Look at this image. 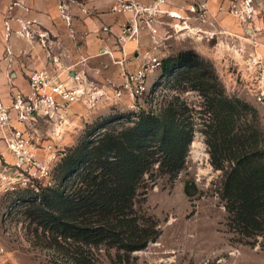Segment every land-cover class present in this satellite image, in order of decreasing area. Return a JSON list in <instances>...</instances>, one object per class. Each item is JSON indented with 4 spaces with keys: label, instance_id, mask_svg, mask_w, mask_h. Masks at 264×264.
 <instances>
[{
    "label": "rangeland",
    "instance_id": "1",
    "mask_svg": "<svg viewBox=\"0 0 264 264\" xmlns=\"http://www.w3.org/2000/svg\"><path fill=\"white\" fill-rule=\"evenodd\" d=\"M163 21L159 38H155L157 43L145 36L142 47L127 51L126 67L116 70L117 66L107 56L96 58V63L105 58L110 64L105 70H111L108 75L111 82L106 79H97V82H108L109 90L113 91L121 84L122 70H136L144 56L162 61L180 52L193 51L215 78L214 95L220 96H214L211 105L216 102L221 105L223 100L233 102V129L228 135L214 134L218 123L215 112L209 109L210 94L191 87L179 72L166 76L160 68L149 76L148 89L138 111L131 109L127 99L111 100L91 109L72 106L59 125L39 122L34 134L49 142L57 154L55 161L47 162L51 171L49 188L55 189H61L59 168L69 153L79 146L97 142L105 133H118L131 126L140 111L159 114L171 105L177 111L186 109L192 141L184 167L177 174L161 170L160 154L155 153L154 159L158 162L142 176L131 209L124 211L135 220L139 232L146 231L151 237L143 250L129 253L117 246L116 239L128 233L111 216L106 220L84 212L75 224H68L72 230L83 228L93 233L88 238L57 230L45 216L38 214L39 200H34L31 191L18 189L13 193L0 191V247L3 250L0 263L264 264V212L258 219V227L244 228L234 205L224 195L227 177L233 170L243 172L238 169L244 148L241 137L255 131V142L248 145L250 154L255 148L264 151V105L239 80V69H248L245 65L248 56L237 57L234 50L217 46L218 42H212L213 36L208 40L199 39L197 34L176 33L170 19ZM239 59L243 68L237 66ZM97 65L91 66L95 69ZM222 126L224 130L226 126ZM38 153L43 160L48 158L47 154ZM86 172L80 168L76 176L67 180L64 191L69 199L92 190L82 179ZM92 174L100 176L101 168H95ZM100 180L98 177L95 183ZM32 182L38 190L44 188L39 185L41 181Z\"/></svg>",
    "mask_w": 264,
    "mask_h": 264
},
{
    "label": "trees",
    "instance_id": "2",
    "mask_svg": "<svg viewBox=\"0 0 264 264\" xmlns=\"http://www.w3.org/2000/svg\"><path fill=\"white\" fill-rule=\"evenodd\" d=\"M160 70L166 76L179 72L191 87L210 94L209 109L215 112L218 123L214 134L220 132L223 136L230 133L235 106L226 100L221 105L218 102L211 105L212 98L220 96L218 93L214 95L215 78L195 52H180L162 60ZM189 118L186 109L177 111L172 105L159 114L140 111L131 126L118 133H105L97 142L79 146L69 153L59 168L61 189L44 187L38 192H31L34 200H39L37 206L32 205L39 208L36 209L38 214L45 216L55 229L64 233L72 231L82 239L93 233L83 228L72 230L68 225L75 224L81 213L89 212L106 220L111 216L128 233L116 239L117 246L129 253L143 250L151 237L146 231L139 232L135 228V220L124 211L131 209L142 176L158 162L154 159L155 153L160 154L161 170L177 174L183 169L192 141ZM222 125L226 126L224 130ZM241 139L244 153L239 156L238 169L243 172L233 170L227 177L224 195L230 205H234L244 228L258 227V219L264 212V151L255 148L250 154L248 147L255 142V131L244 134ZM80 168L87 171L82 179L92 190L69 199L64 185L76 176ZM95 168H101L100 176H92ZM98 177L102 180L95 183Z\"/></svg>",
    "mask_w": 264,
    "mask_h": 264
},
{
    "label": "built area",
    "instance_id": "3",
    "mask_svg": "<svg viewBox=\"0 0 264 264\" xmlns=\"http://www.w3.org/2000/svg\"><path fill=\"white\" fill-rule=\"evenodd\" d=\"M218 1L220 5L217 13H227L247 27L258 18L264 17V0ZM109 2L110 13L125 18L115 39L119 47L118 52L122 56V62L119 61L121 65L127 57L124 44L129 42L138 44L141 36H149L153 43H157L155 38H159L164 18L170 19L171 22L176 21L171 23L176 33L185 30L190 35L197 34L195 28L185 26L184 20L177 12L165 9L167 0H109ZM75 4V0H59L58 12L68 25L69 9ZM188 11L196 14L201 22H206L208 12L204 5L192 6ZM211 17L215 16L212 14ZM100 31L107 35L111 34L108 26L101 27ZM249 31L258 30L253 27ZM26 34L31 35L30 32ZM100 55L112 57L110 53L104 51L100 52ZM86 61L81 62L85 68ZM248 62L253 96L258 103L264 105V61L256 60L253 63L249 59ZM160 67L161 61L158 58L144 56L136 70H122L121 84L113 91L109 90L108 82L101 84L97 79L89 78L84 72L80 75L67 73L62 78V74L52 73L47 69L32 71L27 76V92L13 91L8 104L0 101V191L13 193L21 189L38 192V187L33 185L32 180L41 181L39 185L43 187L51 186V171L47 162L55 161L57 154L49 142L34 134V128L39 122L59 125L64 122L72 106L81 105L91 109L101 102L111 100L127 99L131 109L138 111L140 100L148 89L149 76ZM104 69L106 66L102 65L101 69L96 67L94 71L100 75ZM38 151L47 154L48 158L43 160ZM2 254L3 250L0 247V258Z\"/></svg>",
    "mask_w": 264,
    "mask_h": 264
},
{
    "label": "crops",
    "instance_id": "4",
    "mask_svg": "<svg viewBox=\"0 0 264 264\" xmlns=\"http://www.w3.org/2000/svg\"><path fill=\"white\" fill-rule=\"evenodd\" d=\"M75 1L76 4L69 9L68 25L58 12L59 0H0L1 102L8 104L13 91L27 92V76L34 70L47 69L52 73L62 74V78L67 73L80 75L84 72L91 79H106L111 82L108 76L111 70L104 69L99 75L91 66L98 64L96 67L99 69L102 65L106 69L110 67L105 58L94 62L96 58L107 56H101L102 51L111 54V58L107 57L117 66L116 70L126 67V60L120 64L122 56L115 41L125 18L110 13L109 0ZM202 5L208 12L206 22H201L196 14L188 11L192 6ZM219 5L218 0H167L165 9L177 12L185 26L195 28L199 39L213 36L212 42L234 50L237 57L246 54L247 59L253 63L256 60L264 61V17L255 20L249 28L243 27L227 13H217ZM223 5L225 6V2ZM212 14L214 18L211 17ZM103 26L110 27V35L100 31ZM253 27L258 31L250 32L249 29ZM27 32L31 35L27 36ZM181 32L187 35V31ZM144 37L141 36L138 45L133 42L124 44L125 53L142 47ZM240 59L237 62L239 67L242 66ZM84 60H87L86 68L81 64ZM248 64L249 62L245 65ZM239 71V80L243 81L248 92L253 95L251 71Z\"/></svg>",
    "mask_w": 264,
    "mask_h": 264
}]
</instances>
